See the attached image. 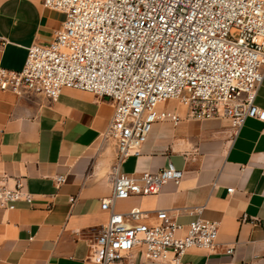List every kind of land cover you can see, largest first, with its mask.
I'll return each instance as SVG.
<instances>
[{
    "label": "crops",
    "instance_id": "crops-1",
    "mask_svg": "<svg viewBox=\"0 0 264 264\" xmlns=\"http://www.w3.org/2000/svg\"><path fill=\"white\" fill-rule=\"evenodd\" d=\"M64 19L43 0H0L1 64L21 70L28 47L51 42ZM255 104L264 110V79ZM165 107L186 114L176 101ZM113 112L111 99L85 90L65 88L52 100L0 88V186L19 181L34 197L13 209L0 206V264H100L91 244L109 219L101 203L112 194L109 173L118 152L103 134ZM140 151L121 163L123 172L172 164L184 176L157 194L118 199L115 210L128 216L139 208L147 212L139 221L148 224L158 221L160 209L184 225L218 221L215 247L186 251L184 263L264 264V120L249 117L239 130L226 118L159 121Z\"/></svg>",
    "mask_w": 264,
    "mask_h": 264
},
{
    "label": "built area",
    "instance_id": "built-area-1",
    "mask_svg": "<svg viewBox=\"0 0 264 264\" xmlns=\"http://www.w3.org/2000/svg\"><path fill=\"white\" fill-rule=\"evenodd\" d=\"M43 5L64 12L62 27L51 42L28 47L21 70L0 60V88L52 100L75 88L114 102L103 134L118 152L109 173L112 194L101 203L109 219L91 244L92 258L100 264H191L183 262L186 251L215 247L218 221L198 218L184 225L160 209L158 221L148 224L139 221L146 211L134 208L127 216L114 208L118 199L179 184L184 171L171 164L133 175L120 166L141 154L159 121L226 118L239 130L249 117L264 120L255 104L264 79V0H43ZM169 101L184 106L185 116L162 107ZM33 199L19 181L14 188L0 186L2 207Z\"/></svg>",
    "mask_w": 264,
    "mask_h": 264
},
{
    "label": "rangeland",
    "instance_id": "rangeland-1",
    "mask_svg": "<svg viewBox=\"0 0 264 264\" xmlns=\"http://www.w3.org/2000/svg\"><path fill=\"white\" fill-rule=\"evenodd\" d=\"M162 105H163L162 107L167 108V107H165V104H162Z\"/></svg>",
    "mask_w": 264,
    "mask_h": 264
}]
</instances>
